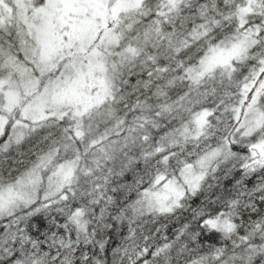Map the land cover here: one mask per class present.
Masks as SVG:
<instances>
[{
	"label": "snow or ice",
	"instance_id": "1",
	"mask_svg": "<svg viewBox=\"0 0 264 264\" xmlns=\"http://www.w3.org/2000/svg\"><path fill=\"white\" fill-rule=\"evenodd\" d=\"M0 264H264V0H0Z\"/></svg>",
	"mask_w": 264,
	"mask_h": 264
}]
</instances>
